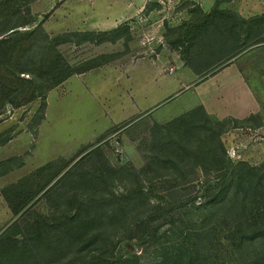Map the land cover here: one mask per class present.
I'll return each instance as SVG.
<instances>
[{"label": "rangeland", "instance_id": "374dc122", "mask_svg": "<svg viewBox=\"0 0 264 264\" xmlns=\"http://www.w3.org/2000/svg\"><path fill=\"white\" fill-rule=\"evenodd\" d=\"M107 1L116 7L113 16L121 17L116 27L103 23ZM121 1L15 3L18 20L29 23L0 35L17 43L0 45V232L11 222L24 225L39 212L52 213L65 201L61 193L79 189L81 181L86 186L90 173L125 164L143 168L161 135L158 125L197 106L211 121L225 124L221 138L226 149L239 145L232 160L264 162V19L259 21L264 0H138L141 9L134 14H126ZM219 10L231 12H224L229 22ZM119 26L123 29L112 32ZM253 28L261 31L249 40ZM82 30L94 33L74 34ZM40 42L43 46L35 47ZM153 53L160 69L146 65ZM138 62L142 64L132 66ZM69 67L74 76L54 84ZM186 67L193 71L187 83L195 95L171 98L108 126L131 106L124 88L138 89L153 81L156 72L168 75ZM91 69L102 74L82 77ZM116 70L129 79L115 83ZM176 126L188 129L187 124ZM210 177L197 169L186 178H157L152 199L179 204L201 194L200 179ZM112 189H122L118 178ZM262 202L264 206V197ZM184 218L170 211L155 220L156 234L139 230L134 237L121 236L115 256L140 255L139 263L147 264L154 258L156 235L169 222H196L191 214ZM221 241L213 249L217 263L237 264L234 252Z\"/></svg>", "mask_w": 264, "mask_h": 264}, {"label": "trees", "instance_id": "16d2710c", "mask_svg": "<svg viewBox=\"0 0 264 264\" xmlns=\"http://www.w3.org/2000/svg\"><path fill=\"white\" fill-rule=\"evenodd\" d=\"M12 2L0 1V35L29 23L18 20L17 0ZM219 12L229 22L231 17L224 12H231ZM252 30L249 40L261 31ZM82 31L74 34L94 33ZM6 42L17 44L15 38L0 39V45ZM41 46L42 42L35 45ZM74 72L70 67L61 71L53 83ZM178 124H187L188 129ZM158 126L161 135L154 139V151L143 168L125 164L99 169L89 174L86 186L81 181L79 189L62 192L65 201L52 213L39 212L24 225L11 222L0 232V264H140V255L135 259L115 256L119 238L134 237L139 230L156 234L155 220L170 211L181 221L187 214L196 216V222H169L156 235L154 258L147 264H218L213 249L222 245L221 239L236 255L237 264H264V162L256 165L229 158L221 138L225 124L211 121L203 107ZM197 169L211 175L200 179L201 194L179 204L152 199L154 180L186 178ZM116 178L122 183L119 192L112 189ZM254 213L258 216L253 219Z\"/></svg>", "mask_w": 264, "mask_h": 264}, {"label": "crops", "instance_id": "0c3cea01", "mask_svg": "<svg viewBox=\"0 0 264 264\" xmlns=\"http://www.w3.org/2000/svg\"><path fill=\"white\" fill-rule=\"evenodd\" d=\"M134 3V4H133ZM125 6V13L129 14V13H136L138 11V8L140 7V4L138 3V0H134L132 3L131 2H125V0L121 1V6ZM133 7V10H131ZM142 7V6H141ZM116 7L113 6V4L110 1H107V5H106V16H105V20L103 21V23L109 27H116L118 24L117 21H120L121 17H117V16H113V13H116L117 11L114 9ZM141 9V8H139ZM112 17H117L118 19L116 20L115 18L112 19ZM126 19V17H124ZM156 54H152L150 56V60H148V66H152L155 69H160V64H156V58H155ZM142 64L140 62H138V64H133L132 66H136ZM153 69V68H152ZM94 70H89V71H85L84 73H82V77L87 74V73H91ZM96 75L102 74L99 72H93ZM116 75L115 78V83H119L122 82L124 79H129V77L127 78H123L121 77V75H118V72L116 70V72H113ZM174 74H168V75H157L158 73L156 72L154 74V80L153 81H148L147 84H143L140 87H138V89H135L133 86L132 87H128V88H124L125 91V97H127V101L128 103L131 105L129 109H122V113L123 115L120 116L119 119H115L113 120L111 118V122L108 126H110L111 124L115 123V122H119L123 119L126 118H130L131 116L140 113L142 111H149V110H153L155 107L159 106L160 104L163 103H167V101L169 99H175L176 97H184V95H186L187 93H191L193 95H195V92L192 89H189L191 86L187 83L188 81V76L189 74H193V71L189 68L186 67L185 70H174L173 71ZM74 76V75H73ZM72 75H70L69 77H67L64 83H67V81L73 77ZM158 76V77H157ZM168 78V79H165ZM160 81V82H159ZM175 84L174 89H169L167 91H165V89L163 90L164 87H168V85L170 84ZM178 84V86L176 85ZM119 85V84H118ZM196 87V86H194ZM177 89V90H175ZM161 112V110H160ZM163 115V114H162ZM167 115H165L166 117ZM174 115L168 116V117H172ZM167 117V118H168Z\"/></svg>", "mask_w": 264, "mask_h": 264}, {"label": "built area", "instance_id": "2783aa9c", "mask_svg": "<svg viewBox=\"0 0 264 264\" xmlns=\"http://www.w3.org/2000/svg\"><path fill=\"white\" fill-rule=\"evenodd\" d=\"M238 150H239V145L233 144L229 148L226 149L228 156L233 159V157L238 156Z\"/></svg>", "mask_w": 264, "mask_h": 264}]
</instances>
